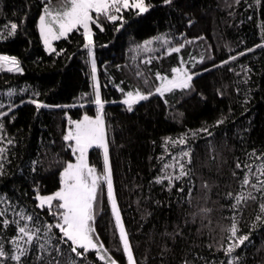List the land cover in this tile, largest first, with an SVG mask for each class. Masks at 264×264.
<instances>
[{
    "label": "trees",
    "instance_id": "obj_1",
    "mask_svg": "<svg viewBox=\"0 0 264 264\" xmlns=\"http://www.w3.org/2000/svg\"><path fill=\"white\" fill-rule=\"evenodd\" d=\"M61 3L62 0H52L54 7ZM146 3L152 7L143 14L123 11L122 24L101 16L103 31L91 25L114 197L136 264H183L185 259L205 264L198 257L206 258L209 264H227L222 250L228 243L227 233L221 228L230 224L232 210L228 207L231 199H226L225 194L239 190L242 170L236 169L237 159L243 163L246 153L264 151V47H254L264 39V0H239L238 4L234 0H171L169 5L162 0H146ZM41 9V0H0V31L11 22L18 25L24 22L16 35L0 40V54L16 56L22 68L20 73L0 72V111L7 113L0 117V122L5 125L6 139L14 141L8 145L4 174L0 175V195H6L16 205V211L23 208L41 221L52 222L47 207L35 206V193L45 195L57 190L59 171L67 161L74 160L62 139L68 119H79L84 114L95 116L96 110L91 103L94 96L81 99L83 93H93L82 30H73L55 41V51L47 53L37 28ZM117 25H121L119 31ZM159 35L170 38L172 45L184 47L179 53L168 55L156 43L154 52L131 51L136 44ZM249 48L252 51H246ZM201 56L205 57L203 62H199ZM229 56L236 59L228 60ZM145 57H151L150 64L141 63ZM193 57L197 60L195 64ZM181 59L186 62L184 67L197 73L191 90H173L163 98L153 94L133 105L132 111L116 103L123 98L117 85L125 91L139 87L154 92L158 84L155 73L171 77V69L178 67ZM222 60L228 62L221 64ZM245 67L250 69L247 77L242 71ZM137 68L143 78L135 75ZM9 88L13 89L10 96ZM35 92L38 97L33 95ZM30 98L50 107L37 110L28 102ZM221 116L224 122L215 125ZM201 127H207L212 135L200 132L191 138L190 130ZM186 132L192 150V160L187 166L192 174L174 181L169 189L166 180L156 183L154 178L161 175L162 164L184 146L177 144L173 148L169 144L165 155L163 138L176 139ZM162 156L163 160L158 159ZM34 160L38 161L35 166ZM88 162L98 174L103 171V157L98 148L89 150ZM205 181L210 190L202 187ZM189 187L193 189L190 195ZM201 207L211 210L207 216L198 213ZM257 212L258 202L248 201L242 207L238 217L241 234L249 232ZM7 218L14 219L11 210ZM93 227L94 235L99 236L97 242L104 244L117 264H125L101 184ZM15 234V226L9 225L7 230L0 231V244L10 250L7 241ZM62 248L63 255L55 259L66 264L70 251L68 245ZM34 252L35 245L24 258V264H33ZM236 254L243 257L241 264H264V225L251 231ZM86 255L87 259L80 258L81 264H104L95 251ZM54 256L55 253L45 256L39 264H47Z\"/></svg>",
    "mask_w": 264,
    "mask_h": 264
},
{
    "label": "snow or ice",
    "instance_id": "obj_2",
    "mask_svg": "<svg viewBox=\"0 0 264 264\" xmlns=\"http://www.w3.org/2000/svg\"><path fill=\"white\" fill-rule=\"evenodd\" d=\"M259 2V0H256ZM42 9L39 12L37 28L39 36L43 42L45 51L54 52L52 46L54 40H59L61 37H67L74 29L79 31L82 29L83 45L87 50L89 64L91 68V81L93 93H83L81 99L88 96H94L91 103L95 104V116L84 114L79 119H68V127L63 133L62 139L66 142L67 147L71 149L74 160L67 161L62 170L59 171V187L50 194L42 195L36 191L34 199L36 207L44 209L47 207L48 215L53 217L52 222L41 221L38 217H33L31 213L26 212L23 208L16 211V205L9 202L6 195H0V231L8 229L9 225H14L16 234L11 237L7 243L11 244V249L7 250L4 244H0V264H24L26 258L33 245H35V252L33 254V264H39L45 259V256H55L47 261V264H60V261L55 259L63 255L64 249L62 245H68L70 255L67 257L66 264H81L80 258L87 259L90 250H95L97 258L104 261V264H117V261L109 255L108 250L105 249L103 243H97L99 236L94 235L95 229L93 227V220L95 217V202L97 200V192L101 182L106 184L107 198L111 205L112 217L115 222V231L118 233L120 245L123 248V254L127 258V264H136L133 257V252L130 247L128 234L125 230L121 219V214L118 209L114 191L113 179L109 166L108 144L106 141V124L103 113L104 101L101 99L99 85L96 78V62L93 59V30L90 25L95 24L96 27L104 30L100 23V17L103 16L109 22L124 21L122 12L125 10H134L137 14L145 13L152 5L146 3V0H62L58 7H54L52 0H41ZM164 5H169L171 0H162ZM238 4L239 0H234ZM92 13L96 15L93 16ZM23 20L18 25L17 22H11L6 25L3 31H0V40L13 37L17 34L18 28L23 25ZM191 23V21H189ZM121 25L116 26L119 31ZM183 35V34H181ZM200 39V37H197ZM190 41H186L188 43ZM159 44L161 50L165 55L171 53H179L184 47V44L172 45L170 38L159 35L146 39L143 42L136 44L131 51L133 53H150L157 49L153 44ZM254 47H264V39L260 45ZM63 51V49H61ZM252 51V49H246ZM59 55V53H57ZM243 55V53H238ZM135 59V56H133ZM193 63H197L196 58H191ZM204 56L199 58V62H203ZM236 57L229 56L228 60H235ZM228 60H222L221 64H226ZM141 63H151V57H145ZM186 62L181 59L178 67L171 69V77L161 73H155V79L158 84L154 87V92L149 90L145 92L137 87L134 90L125 91L117 85V89L121 92L123 97L121 103L126 106L128 111L133 110V105L139 101L147 100L153 94H159L161 98L165 93L173 90H191L193 77L197 75L196 72L184 67ZM213 67L217 65L213 64ZM0 70L7 72H22L20 62L16 56L0 54ZM207 70V69H205ZM232 69H229L231 71ZM245 77H247L250 69L243 68ZM137 77L143 78L142 71L137 68L135 71ZM247 83V80H244ZM144 84H148V80L144 79ZM24 92V89H20ZM13 89L9 88L7 95H11ZM38 97L39 93H33ZM23 102V101H22ZM35 105L39 110L41 107H50L38 99H31L28 101ZM167 103V100H165ZM2 107V105H0ZM15 107V105H11ZM11 107L9 111H11ZM67 116V113H65ZM7 116V113L0 111V117ZM224 117L215 121V125H220L224 122ZM203 132L208 136L212 133L207 127L190 130L191 138H196L197 135ZM7 133L5 125L0 122V175L4 174L5 162L7 161L8 145H12L14 141L10 138L6 139ZM189 133H182L176 139L164 137L163 143L165 145V155H168V145L171 144L173 148L177 144L184 146L181 151L171 156L170 161L164 162L161 167V175L155 177L156 183L167 181V187L171 189L174 181H182L186 177H190L192 169L187 165L192 160V150L188 147ZM93 146H97L103 150V173L98 174L94 166L88 162V152ZM247 159L241 163L239 159L236 161V169L242 170V178L239 180V190L233 193L229 191L225 194L226 199H231L228 207L232 210L231 222L227 227H222L221 231L227 233V246L222 250L227 257V264H241L243 257L236 254V250L245 244L249 239L251 231L257 227L264 225V151L257 153L256 150L246 153ZM158 159L163 160L162 157ZM38 161H32L35 166ZM35 171V167H33ZM237 173L234 171L233 176ZM190 184L191 181L189 180ZM202 187L209 189V184L205 181ZM177 191H183L182 188H177ZM193 189L188 188L189 195ZM259 198V199H258ZM248 201L258 202V212L251 222L249 232L241 234L238 228V217L242 207ZM191 203V200H189ZM11 210L14 219H8L7 213ZM211 210L206 207L198 209V213L204 217ZM196 215V213H193ZM57 231L59 235L57 234ZM177 234H179L177 232ZM211 247V245H209ZM82 250V251H81ZM219 250V249H218ZM74 254V255H73ZM203 259L205 264H209L206 258ZM183 264H194L193 260L185 259Z\"/></svg>",
    "mask_w": 264,
    "mask_h": 264
},
{
    "label": "rangeland",
    "instance_id": "obj_3",
    "mask_svg": "<svg viewBox=\"0 0 264 264\" xmlns=\"http://www.w3.org/2000/svg\"><path fill=\"white\" fill-rule=\"evenodd\" d=\"M141 14H143V13H141ZM90 27H91V25H90ZM74 30H76V29H74ZM80 30H82V29H80ZM83 31V30H82ZM38 32H39V30H38ZM62 38H65V37H61L60 39H62ZM55 41H57V40H54L53 42H52V46H53V43L55 42ZM41 43H42V45H43V42L41 41ZM43 48H44V46H43ZM45 50V49H44ZM47 52V51H46ZM47 53H51V52H47ZM93 59H94V53H93ZM95 60V59H94ZM1 71H6V70H0V72ZM7 72V71H6ZM12 73H16V72H12ZM96 78H97V72H96ZM170 78V77H169ZM91 79V78H90ZM97 82H98V79H97ZM98 85H99V82H98ZM91 86H92V81H91ZM92 90H93V87H92ZM99 91H100V85H99ZM101 95V94H100ZM157 95H159V94H157ZM123 99V98H122ZM122 99H120L119 101H116V103H121V101H122ZM139 102H141V101H139ZM138 102V103H139ZM122 104V103H121ZM123 105V104H122ZM94 106H95V104H94ZM126 107V106H125ZM95 110H96V108H95ZM94 117V116H93ZM67 127H68V125H67ZM92 148H98L100 151H101V153H102V157H103V150L102 149H100L99 147H97V146H93ZM92 148H90V149H92ZM89 149V150H90ZM89 153V152H88ZM103 163H104V161H103ZM103 173V171L100 173V174H102ZM101 185L103 186V189H104V191H105V194H106V198H107V188H106V184L105 183H103V182H101ZM107 203H108V207H109V210H110V212H111V205H110V203H109V201H108V198H107ZM111 214H112V212H111ZM95 218V217H94ZM93 222H94V220H93ZM92 222V223H93ZM97 243H99V242H97ZM123 249V248H122ZM93 251H95V250H93ZM125 264H127V258L125 257Z\"/></svg>",
    "mask_w": 264,
    "mask_h": 264
}]
</instances>
